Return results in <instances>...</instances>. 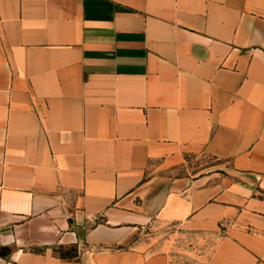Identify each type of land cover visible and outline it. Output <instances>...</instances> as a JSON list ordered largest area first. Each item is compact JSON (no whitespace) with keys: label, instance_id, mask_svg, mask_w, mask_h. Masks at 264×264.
I'll use <instances>...</instances> for the list:
<instances>
[{"label":"crops","instance_id":"crops-1","mask_svg":"<svg viewBox=\"0 0 264 264\" xmlns=\"http://www.w3.org/2000/svg\"><path fill=\"white\" fill-rule=\"evenodd\" d=\"M151 224L264 264V0H0V264H169Z\"/></svg>","mask_w":264,"mask_h":264},{"label":"rangeland","instance_id":"rangeland-1","mask_svg":"<svg viewBox=\"0 0 264 264\" xmlns=\"http://www.w3.org/2000/svg\"><path fill=\"white\" fill-rule=\"evenodd\" d=\"M222 163L223 161L211 156H194L189 158L188 164L177 170V173L197 175ZM217 238L218 236L196 234L175 224H151L142 228L130 245L138 242L141 246H147L153 253L162 252L168 256L169 264H209L208 260Z\"/></svg>","mask_w":264,"mask_h":264},{"label":"trees","instance_id":"trees-1","mask_svg":"<svg viewBox=\"0 0 264 264\" xmlns=\"http://www.w3.org/2000/svg\"><path fill=\"white\" fill-rule=\"evenodd\" d=\"M1 253L4 254L5 250L2 249ZM60 254L62 257L65 258H75L77 256V250L76 249L67 250V251L60 250Z\"/></svg>","mask_w":264,"mask_h":264}]
</instances>
